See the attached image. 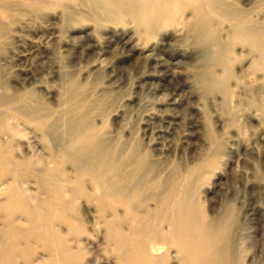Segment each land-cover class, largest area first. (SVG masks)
Returning a JSON list of instances; mask_svg holds the SVG:
<instances>
[{"label":"rangeland","instance_id":"rangeland-1","mask_svg":"<svg viewBox=\"0 0 264 264\" xmlns=\"http://www.w3.org/2000/svg\"><path fill=\"white\" fill-rule=\"evenodd\" d=\"M12 1L15 17L0 30V80L8 93L35 91L31 97L39 96L53 110L72 94L90 107L100 136L117 146H139L162 175L173 167L182 175L204 160L195 180L197 213L224 218L230 209V247L239 264H264V69L258 50L244 39H228L235 20L213 17L220 39L200 42L181 25L141 35L131 19L96 17L79 1L46 3L38 11L25 6L31 0ZM234 5L241 11L237 21L264 29V0ZM74 84L80 88L76 96L70 91ZM27 131L21 141L26 144L29 137L46 154L40 134ZM85 188L90 190L88 181ZM79 207L91 233L94 206L81 195ZM99 229L97 236L86 237L88 257L122 264ZM47 233L0 235V264H58L56 242ZM175 252L171 248L167 264H187Z\"/></svg>","mask_w":264,"mask_h":264},{"label":"bare ground","instance_id":"bare-ground-1","mask_svg":"<svg viewBox=\"0 0 264 264\" xmlns=\"http://www.w3.org/2000/svg\"><path fill=\"white\" fill-rule=\"evenodd\" d=\"M65 1H79L96 17L103 14L119 23L129 18L144 36L155 35L161 25H181L179 29L192 32L200 42L217 41L213 17L235 20L228 39H244L258 50L264 69V29L237 21L241 15L234 5L237 0H31L24 4L38 11L43 4ZM14 10L12 0H0V30L9 28ZM217 50L223 56L222 49ZM70 91L76 96L80 88L74 84ZM31 93L36 94L32 90L8 93L0 80L2 237L45 236L48 232L57 245L54 256L58 264H98L88 257L86 237L97 236L101 227L103 243L112 246L122 264H167L173 247L174 256L187 264H239L230 247L231 210L224 218L197 213L201 206L195 180L204 160L182 175L177 167L162 175L161 167L148 160L139 146H117L100 136L89 119L90 107L72 94L53 110ZM29 128L40 134L46 154L29 137L27 145L21 141ZM58 132L65 138H57ZM81 195L96 212L91 233L79 207ZM16 211L24 215L13 216ZM156 247L162 248L157 255L152 252Z\"/></svg>","mask_w":264,"mask_h":264}]
</instances>
